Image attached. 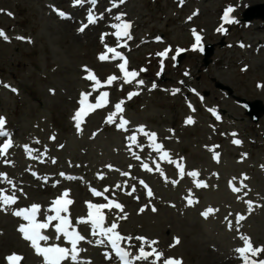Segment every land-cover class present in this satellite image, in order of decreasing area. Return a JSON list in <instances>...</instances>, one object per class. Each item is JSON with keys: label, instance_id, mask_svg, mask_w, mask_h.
I'll list each match as a JSON object with an SVG mask.
<instances>
[{"label": "rangeland", "instance_id": "1", "mask_svg": "<svg viewBox=\"0 0 264 264\" xmlns=\"http://www.w3.org/2000/svg\"><path fill=\"white\" fill-rule=\"evenodd\" d=\"M113 2L119 0H98L95 6H73V0H0V29L9 37L7 41L0 38V116L6 121L14 120L18 127L16 131L9 128L17 147L0 157V173H16L21 164L26 172L38 173L32 166L40 156L38 150L48 151L51 161L43 160L46 154L39 158L48 169L41 180L50 177V183L57 187L56 194L45 204L48 208L65 190L70 193L78 185L90 194L91 188L102 192L108 188L109 193L104 192L101 202H108L104 197L116 200L124 206V213L107 210L105 226L123 214L128 217L117 222L126 231L131 226L140 228L143 219H148L155 226L152 235L138 231L136 236L145 234L152 240H162L159 247L165 257L179 255L177 259L183 264H229L226 260L232 256L230 249L242 246L240 235L250 237L254 246L264 245V114L261 112L254 121L242 105V99L264 104V29L254 33L251 30L256 26L264 28L259 10H252L264 0H125L118 10L106 11L112 9ZM53 6L70 17L61 18ZM229 6L238 19L226 25L222 16ZM90 9L97 21L79 32ZM121 13L125 14L122 20L131 24V39L117 41L113 35L116 29L111 25L121 22L114 19ZM221 24L227 29L224 33L216 31ZM193 29L204 38L196 50L192 49ZM105 33L108 35L102 43ZM18 36L27 39L19 40ZM105 45L115 47L127 59L128 70L139 73L132 83H124V75L117 67L122 61L98 59L106 51ZM205 46H212L213 51L208 63L204 60ZM165 49H169L167 56H159ZM84 66L101 81L99 89L91 90L94 82L85 79ZM111 75L118 79L107 85ZM139 80L144 83L139 85ZM5 84L17 91L12 92ZM101 92L109 94L107 105L90 111L78 131L73 116L81 107V93H91L88 102L95 103ZM131 92L138 94L129 99ZM119 101H124L123 113L117 115L115 123H107V116L115 111L114 105ZM209 109H214L216 115ZM120 115L130 122L127 131L117 128ZM188 117L194 123H186ZM141 125L146 132L157 134L156 142L163 145L172 160L182 163L185 175L197 171L196 179L211 184L210 188H197L193 178H181L175 164L161 160V153L154 151L148 138L137 131ZM133 134L142 149L131 145L129 150L131 142L126 137ZM53 136L55 139H51ZM234 139L241 144H234ZM24 146L32 149L31 156ZM133 153L141 159L137 160ZM216 153L218 160L213 158ZM5 159L12 163L6 164ZM144 163L153 171L144 170ZM157 164L163 175L156 170ZM122 172L130 175L123 176ZM101 175L103 179L99 178ZM141 180L151 188L152 197L147 196ZM33 181L40 184L30 177H21L23 185ZM172 181H179L176 184L181 186L176 189L181 190L179 199ZM230 181L241 191L233 192ZM117 184L121 187L117 188ZM133 186L136 191L128 195ZM190 194L198 203L188 205L186 197ZM156 197L177 209L159 206ZM69 199L73 201V197ZM248 200L253 202L251 210L245 203ZM201 202L217 204L204 206ZM32 203L42 206L40 202L27 201L8 209L13 211ZM179 205L184 206L186 214L178 211ZM153 207L156 211H152ZM209 207L218 212L213 213L214 218L205 219L201 212ZM71 211L70 205L73 221ZM87 211L80 217L86 216ZM236 214L246 219L237 224ZM174 215L189 220L182 224L174 220ZM228 221L232 222V230ZM200 222L211 231L206 242L199 230ZM173 231H177L173 243L175 238H181L185 244L170 254V242L165 237ZM79 232L92 241L84 243L85 249L96 246L95 241L101 238ZM44 234L52 238L48 241L52 244L54 228L50 226ZM5 254L0 253V264H6ZM236 256L235 264H239L237 253ZM81 259L90 261L91 257ZM255 259H264V253Z\"/></svg>", "mask_w": 264, "mask_h": 264}, {"label": "snow or ice", "instance_id": "2", "mask_svg": "<svg viewBox=\"0 0 264 264\" xmlns=\"http://www.w3.org/2000/svg\"><path fill=\"white\" fill-rule=\"evenodd\" d=\"M98 0H73V6H82L85 3H89L92 6H95L97 4ZM125 3V0H119V4ZM181 3H183V0H181ZM118 7V4L113 2L112 8ZM2 11V10H0ZM53 11L57 13L61 18H66L67 13L63 12L60 9L55 8L53 6ZM106 11H111V8L106 9ZM234 11V8L232 6L227 7L224 10L222 20L224 24H231L235 21L231 17V13ZM10 16L11 13H8ZM125 15L123 13L116 15L114 17L115 20L121 21L120 23L112 24L111 27L116 29V31L113 33V35L116 37L117 41H120L122 38L127 37L128 39H131L129 29L131 28L130 22H126L122 20V16ZM195 15V13H194ZM191 19V17H189ZM97 21V17L94 16L92 10L90 9L88 11L87 15V23L82 24L81 27L78 29L79 32H84L85 29L90 25L94 24ZM193 31V36L195 37V43L192 45V49L196 50L197 47L200 45L202 37L200 34H198L195 29ZM217 32L224 33L227 31V29L224 27L223 24H221L220 27L216 29ZM108 35L107 33L102 34L101 36V42L103 43L105 36ZM0 38H3L5 41L9 40L8 35L3 31V29H0ZM19 40H25L27 38L23 36L16 37ZM157 40L160 38L157 37ZM29 42H31L29 40ZM118 46H126V45H118ZM243 47V45H241ZM106 51L104 53H101L98 57L101 61H106L109 59L117 60L119 59L122 61V63H119L117 67L120 69V71L124 75V83H132V81L139 75V73L135 70L129 71L127 68L128 61L123 56V54L115 47H109L105 45ZM169 49H165L163 52L158 53L161 57H166ZM183 51V50H178ZM111 54L109 56L108 54ZM175 59V57H173ZM83 71L87 73L85 76V79L93 81L94 90L99 89L102 86L101 81L96 77V75L87 68V66H84ZM141 71H144L141 69ZM118 77L115 75H111L107 78L106 84L111 85L115 80H117ZM139 85H142L144 83L143 80L137 81ZM4 87L10 88L12 92H16L17 90L15 88H11L10 85L5 84ZM155 87V84L153 85ZM179 91V89L175 90ZM136 92H131L128 94V98L131 99L132 96L137 95ZM91 95V93H81V99L79 100L80 108L75 112L73 119L75 120V126L78 131H81V123L83 122V119L86 115L89 114L90 111H94L95 109L105 107L108 103V93L107 92H101L100 95L96 98L95 103H89L88 97ZM124 101H119L114 105L115 111L111 112L107 118V123H115V119L118 114H122L124 111L123 108ZM191 108L192 106L189 105ZM195 109H193L194 111ZM209 111L216 115V112L214 109H209ZM217 119L220 117L217 115ZM130 122L126 120L122 115H120L119 123L117 124V128L120 130L127 131L126 125H128ZM186 123L192 124L194 123V120L192 117H188L186 120ZM6 118L3 116H0V137H6V139L0 143V157H6L7 153L10 148L13 147V141L11 139L10 133L6 131ZM137 131L144 136H146L149 140V145L153 148L154 151L161 153L160 159L165 160L169 163L175 164L176 168L178 169V174L183 178L185 175L184 167L182 163L179 161H174L171 159L169 153L167 151L163 150V145L160 143H157V134L155 132H146L145 127L143 125L139 126ZM233 136L236 134L233 133ZM51 139H55V137H51ZM127 140H129L131 143L129 145V150H131V145H137L138 147H141L142 145L138 144L137 136L135 134L126 137ZM234 144L239 145L241 144V141L238 139H234L232 141ZM39 143V141H37ZM25 151L31 156L32 149H30L28 146H24ZM62 147V146H61ZM218 147V146H216ZM135 158L137 160L141 159L139 155H136L133 153ZM38 158V157H36ZM214 159H219V154H214ZM183 158H181L182 160ZM6 164H11V161H8L5 159L4 161ZM55 161L53 160V163ZM111 169V165H108ZM144 170L146 171H153L152 168L149 167L147 163H144L142 165ZM156 170L161 171V175H163L162 170L160 169L159 164L156 165ZM61 176H64V173H60ZM121 175L123 176H129L130 173L128 172H122ZM188 176L193 178V182L197 188L207 187V184L203 181H200L196 179L199 176V173L197 171H190L187 173ZM100 179H103V176L101 175L99 177ZM68 179H72V177H68ZM165 179H167L165 177ZM236 178L234 177L233 180ZM244 179L246 180L247 177L245 176ZM0 182H7L9 185H12L13 191L11 194L7 193V190L0 189V210L6 211L8 207L15 205L18 202L19 197L16 195V186L13 183V181L8 178L6 173H0ZM179 181H172L173 184L178 183ZM243 184V182L241 181ZM140 184L144 186L145 189H147V196L152 197L153 192L151 188L148 187V185L141 180ZM230 187L232 188L233 192H240L241 188L235 187L232 182H229ZM117 188L121 187L119 184L116 185ZM243 187H247L246 185H243ZM22 191V190H21ZM90 191L92 192L93 196L96 197H102L104 196V192L109 191L108 188H105L102 191H98L95 188H91ZM136 188L135 186L132 187V191L128 192V195H131L132 192H135ZM191 191V190H189ZM247 195V193H245ZM69 197V191L65 190L61 196L57 197L53 201H51V204L49 208L46 210V213H54L52 215L45 214L44 219H38V214L41 212L42 206L37 203H32L28 207H22L16 210H13L12 214L16 217L21 218L26 223L19 224L17 231L22 235V238L29 242L30 247L34 250L36 255L41 256L43 259V264H63L65 261H71V264H91L90 261H82L80 257V253L82 251H85L84 249H81L78 247V244L81 241H84L86 238L85 236L81 235L80 232L77 230V228L73 225V222L70 218L69 213V206L73 203ZM108 202L107 203H92L90 201L86 202L87 205V214L84 217H78L77 218V224H88L90 225L91 229V235L94 237H102L100 239H97L95 243L97 245H103L105 242L111 247L113 252L115 253L116 258L120 261V264H134L136 261H149V258H153L150 260V264H183V261L174 257H165V254L162 251H159L156 247H154L158 241L156 240H149L147 237L144 236H124L119 231V224L118 220H123L127 218V214H123L118 216L116 219H114L110 225L105 226L107 222L106 213L105 210L111 211L112 209L118 210L120 213H124V206L119 203L116 200L109 199L108 197H104ZM239 198V197H238ZM188 205H192L194 201L191 197V194L186 197ZM246 204L249 206V210H251L252 207V201L248 200L245 201ZM141 212L144 211V208L140 209ZM152 211H156V209L153 207ZM218 211V209H213L211 207L207 208L205 211L201 212V216H203L205 219L209 217L210 214H213L214 212ZM236 223L239 224L240 221H243L246 219L244 215L236 214ZM225 220H228V217H225ZM53 222H57L53 224ZM54 228L55 231V239L59 241L61 237L64 238V240L71 245V247H64L57 243L48 244V241L52 239L50 236L43 234L42 230H47L49 227ZM228 228L229 230H232V222L228 221ZM238 231V229H237ZM242 241V246L237 247L234 249V252L238 254V259L241 261V264H264V259H255L256 257H259L262 253H264V245L262 246H254L252 243V240L250 237L245 235H240L239 237ZM135 239L137 241L141 242V245L138 247V254L133 255L131 252H129L125 247H122V242H127L129 245L131 244V241ZM41 242H44L42 245ZM90 243L92 241H89ZM180 243L179 238H175L174 243L169 245V247H175ZM144 245H147L150 250L146 251ZM107 259H112L111 256L106 254ZM24 260V257L18 253H11L5 257L6 264H21V262Z\"/></svg>", "mask_w": 264, "mask_h": 264}, {"label": "bare ground", "instance_id": "3", "mask_svg": "<svg viewBox=\"0 0 264 264\" xmlns=\"http://www.w3.org/2000/svg\"><path fill=\"white\" fill-rule=\"evenodd\" d=\"M122 5L123 4H118V7L113 8L111 11L117 10ZM233 14L237 15L236 12ZM263 29L264 28H262L260 26L259 27L256 26V27L252 28L251 30L254 33L255 31H260ZM251 40H253L255 43H258L255 41L256 39H251ZM202 41H203V39H202ZM91 90L95 91L93 88H91ZM6 128H13L16 131V129L18 128L17 123H15L14 120H8L7 124H6ZM8 132L12 133V131H10V130ZM5 139H6V137H0V143H2ZM11 139L13 141V147L10 149H14L15 147H17V142L12 137H11ZM32 144L35 145L34 143H32ZM36 146H38V144ZM47 152L48 151L41 152L39 149L38 150V154L40 155L39 158L42 159ZM8 154H9V151H8L7 155ZM50 156H51L50 154H46V157H44L43 160L49 159L51 161ZM39 158L34 161L32 166H34L38 170L39 173L44 174L42 176V177H44L45 174L48 172V169L46 168V164L43 163L44 161L43 160L40 161ZM35 162H37V163H35ZM46 163H48V161ZM24 168H25V165L21 164V166H19V169L16 173L10 172L7 175L8 178H10L16 186L15 192H16V195L19 196V200L16 204L18 205V203L27 202V201L40 202L42 204V208H41V212L39 213V216L41 217V219H44L45 214L50 213V212L46 213V210L48 209V207L45 204H48V202L52 199L53 195L56 194L55 189L57 187H54L50 183V181L44 182L45 186H42L41 184H38L37 182H34V181L32 184L23 185V183L21 182V177H30L33 180L39 181L41 183V181L38 179V177L26 172ZM176 176H178V174H176ZM185 177L186 178L189 177L192 179V177H190L188 175H185ZM69 180L71 181L73 179H69ZM74 181L79 182L78 179H75ZM79 184H80V182H79ZM0 186L3 187V189L7 190L8 194L12 193V191H13L12 185H9L7 182H0ZM173 186L175 187L173 189V191L175 192V195L179 199L181 190L176 192V189L180 188L181 186L177 185V184H174ZM210 186H211V184H207V187H205L204 189H208V188H210ZM21 188H23L24 190L21 191L22 190ZM182 191H184V190H182ZM106 193L108 194L109 191H107ZM72 197H73V203L71 204V209H72L71 215L73 216V221H72L73 225L76 226L79 229V231L83 232L84 234H86L88 236V235H90V233H89L90 232V225H88V224H77L76 217H80L81 215H83L86 212V210H87L86 202L90 201L92 203H102L101 199H103V196L102 197L93 196V194H90L88 191L86 192V188H84L81 185H78L76 190H73L69 193L68 198H72ZM156 199H159V197H156ZM177 203H179V202H177ZM158 204H159V206H167V207H170L169 205H171L172 209H174V208L177 209L175 205H173L172 203L165 201V200L159 199ZM215 204H217V203H210V204L204 203L203 205L204 206H210V205H215ZM178 207H179L178 211L182 212L183 214H186L183 205H179ZM147 209H149V208H147ZM113 210L114 209H112L111 211H113ZM106 211L107 210H105V212ZM12 212L13 211L8 209V208L6 211L0 210V253L1 252H2V254L6 253L5 255H9L11 253H18V254L22 255L24 257V260L21 262V264H43L42 257L36 255V253L32 251V248L30 247V245L27 244L26 240H24L22 238V235L17 231L18 222L22 221V219L14 216L12 214ZM247 212L248 211H246V213ZM190 215H194V214H190ZM173 217H174L175 221L181 222L182 224L184 223L183 221L188 222V220H189V219H187V217H183L182 220L177 218L175 215ZM212 218H214V215L210 214L207 219H212ZM200 221L203 222V220H200ZM125 223H127V221H124V224ZM193 225L194 226L196 225L195 222ZM119 229L121 231H123L126 234V236L136 237V235H137L136 233L138 231L145 232L147 235L151 236L154 229H155V226H154V223L150 222L148 219H143V223L140 226V228H138V229H134V227H132V226L130 228L129 227L127 228L128 231L121 229V226H119ZM199 230L205 236L204 242H206V238H209V236H212L210 233L211 231H208V228L205 227L201 222H200ZM176 232L177 231H173L172 233L169 232L168 235L165 237L167 239V241L170 242V245L173 244L172 237ZM147 235L143 234V236L147 237L149 240H152V238H150ZM179 240H180V243L178 245H176L175 247H168L167 248L168 253L172 254L176 251L178 252L181 249V247H182L181 245H184L185 243H184V241H182L183 239L180 238ZM156 241H158V243L155 246L160 251L159 246H160L162 240L159 239ZM88 242L89 241L87 239H85L84 241H81L79 243L80 248L85 249L84 243H88ZM51 243H57V244H60L61 246H64V247H69V248L71 247V245L68 244L64 240L63 237H61V239L59 241H57L55 238H53ZM131 245L134 247L140 246L141 242L133 239L131 241ZM103 246H104V244L103 245H96L93 248L87 247V249H85V251H82L80 253V257L82 258L83 256H86V255L90 256L91 257V260H90L91 264H114L112 259L108 260L102 255L100 248ZM144 247L147 251L150 250L147 245H144ZM230 252H231L232 256L226 260V263L235 264L236 259H237L236 252H234V249H232V250L230 249ZM173 257L179 258V255L173 256ZM150 259H153V258H149V262H150ZM82 261H89V260L82 259ZM63 264H71V261L70 260L65 261V262H63Z\"/></svg>", "mask_w": 264, "mask_h": 264}, {"label": "water", "instance_id": "4", "mask_svg": "<svg viewBox=\"0 0 264 264\" xmlns=\"http://www.w3.org/2000/svg\"><path fill=\"white\" fill-rule=\"evenodd\" d=\"M264 5H262V6H260L259 8H258V16H262V17H264V7H263ZM261 8V9H260ZM253 16H251V15H248L247 16V18H252ZM212 48V47H211ZM211 53H212V49H210L208 52H207V54H206V56L208 57V56H210L211 55ZM206 62H208V59L206 58ZM243 103L246 105V107H247V109H248V111H249V114L251 115V116H253V119L254 120H258L259 119V115H260V112L261 111H264V107L262 106V104H261V102L260 101H255V102H253V103H250V102H247V101H243ZM249 107V108H248Z\"/></svg>", "mask_w": 264, "mask_h": 264}]
</instances>
